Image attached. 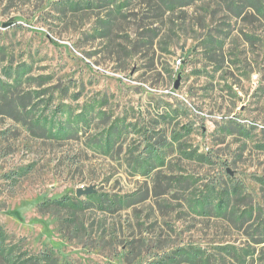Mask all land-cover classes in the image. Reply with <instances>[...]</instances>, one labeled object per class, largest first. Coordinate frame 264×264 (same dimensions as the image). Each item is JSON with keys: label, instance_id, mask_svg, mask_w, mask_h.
Here are the masks:
<instances>
[{"label": "rangeland", "instance_id": "1", "mask_svg": "<svg viewBox=\"0 0 264 264\" xmlns=\"http://www.w3.org/2000/svg\"><path fill=\"white\" fill-rule=\"evenodd\" d=\"M0 227L67 264H264V0H0Z\"/></svg>", "mask_w": 264, "mask_h": 264}, {"label": "trees", "instance_id": "2", "mask_svg": "<svg viewBox=\"0 0 264 264\" xmlns=\"http://www.w3.org/2000/svg\"><path fill=\"white\" fill-rule=\"evenodd\" d=\"M83 120L85 118L82 117ZM119 133L121 134L120 129L118 128ZM156 151H154V147L150 148L148 155L150 158H155ZM188 158H197L201 163H211V161L204 154L193 155L192 152L188 153ZM195 156V157H194ZM137 164V163H136ZM139 163L136 165L138 166ZM147 165V164H146ZM155 169V167L147 166L141 173H138L142 176H148ZM55 205L58 206V202H54ZM68 204L72 205L69 201L62 202V207L68 206ZM107 201H102L100 203V208L102 211L110 212L112 210V205H107ZM120 207L124 206V203H117ZM74 206V205H73ZM202 212H206L205 208H202ZM53 250L46 249L37 254H30L28 251L24 250V241L17 240L13 241L8 238V236L4 233L3 229L0 227V264H67L59 261L57 255ZM200 251L197 249H179L177 250L173 256L175 257H167V260L164 261V264H180V262H184L186 264H199L200 259ZM179 260L181 261H178ZM169 260V261H168ZM166 262V263H165Z\"/></svg>", "mask_w": 264, "mask_h": 264}, {"label": "water", "instance_id": "3", "mask_svg": "<svg viewBox=\"0 0 264 264\" xmlns=\"http://www.w3.org/2000/svg\"><path fill=\"white\" fill-rule=\"evenodd\" d=\"M175 87H177V85L175 86ZM92 192V190L91 189H87V190H84V191H79L78 192V195H81V194H89V193H91Z\"/></svg>", "mask_w": 264, "mask_h": 264}]
</instances>
